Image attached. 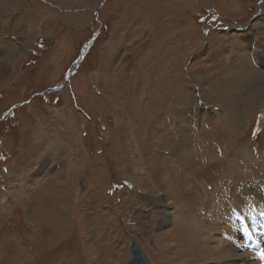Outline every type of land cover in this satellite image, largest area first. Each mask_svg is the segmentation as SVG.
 I'll use <instances>...</instances> for the list:
<instances>
[{
	"label": "rangeland",
	"instance_id": "obj_1",
	"mask_svg": "<svg viewBox=\"0 0 264 264\" xmlns=\"http://www.w3.org/2000/svg\"><path fill=\"white\" fill-rule=\"evenodd\" d=\"M0 15V264H127L131 244L197 264L217 215L233 242L210 243L258 264L227 214L264 184V0H0Z\"/></svg>",
	"mask_w": 264,
	"mask_h": 264
},
{
	"label": "bare ground",
	"instance_id": "obj_2",
	"mask_svg": "<svg viewBox=\"0 0 264 264\" xmlns=\"http://www.w3.org/2000/svg\"><path fill=\"white\" fill-rule=\"evenodd\" d=\"M0 16H2V15H0ZM96 37V35L94 34L91 38L94 40V38ZM92 40V41H93ZM88 41H90V43H89V46H90V44H91V40H88ZM87 41V42H88ZM86 43V42H85ZM89 46H88V48H89ZM82 51V50H81ZM88 51V50H87ZM81 53V52H80ZM4 62V61H3ZM2 62V63H3ZM1 63V64H2ZM257 63V62H256ZM1 67H2V65H0ZM1 70H2V68H1ZM219 88V87H218ZM176 93V92H175ZM247 117V116H246ZM168 118V117H167ZM171 120V119H170ZM233 123V122H232ZM212 125V124H211ZM216 125V124H215ZM127 140V139H126ZM196 149H198V148H196ZM214 156V155H213ZM215 157V156H214ZM211 158V157H210ZM209 157H208V159H210ZM204 159V158H203ZM222 159V158H221ZM171 160V159H170ZM210 161V160H209ZM208 161V162H209ZM218 161V160H217ZM222 161V160H221ZM171 162V161H170ZM219 162L220 161H218L217 163L219 164ZM223 164V163H222ZM179 165V164H178ZM184 165V164H183ZM185 166V165H184ZM180 167V169H183V166H179ZM220 167V166H219ZM187 168V167H186ZM174 177V176H173ZM258 181V180H257ZM256 181V182H257ZM259 182V181H258ZM251 187H253V186H251ZM254 190V191H253ZM154 195V194H153ZM156 195V194H155ZM221 195V194H220ZM244 195H246V196H244ZM240 196H243V197H241V198H243V199H240ZM221 197V196H220ZM156 198H158V199H160V200H162V197H158V196H156ZM247 198H252V199H250L251 201H253V208L254 209H257V210H259L260 212V214H262V215H260V217L261 218H264V200H263V198H262V194H261V192L259 191V190H255V189H252V192H249V191H246L244 194H240L239 195V198H234V200L235 201H232V202H235V204H236V206L235 207H240L239 206V204L241 203V201H245V199H247ZM220 200V199H219ZM163 205H165V203L163 202ZM232 206V205H231ZM234 207V209H237V208H235ZM202 211V210H201ZM168 213H169V210H168V207L166 206L164 209H163V211H162V218H163V221H165L166 222V217L168 216ZM231 212H228V214L227 215H229ZM226 215V216H227ZM203 216V215H202ZM225 216V217H226ZM204 217V216H203ZM224 217V218H225ZM216 217H213V219H215ZM217 218L219 219L218 221H214V223H213V227L210 229V233H208L207 234V236L208 237H205L203 240H204V242H201V244H198V246H196V253H198V256H197V260L198 261H196L197 262V264H214V263H218V264H228V260H225V258H230V255H229V253L228 252H226V251H224L223 249H221L220 247H214L210 242L214 239V236H215V234H217V232H219V230L220 231H222V235L223 234H226L227 235V228H225V229H223L222 227H220L219 226V224L221 223V220H220V216H218L217 215ZM170 219V218H169ZM201 219V218H200ZM203 219V218H202ZM212 219V220H213ZM257 219H255L254 221H256ZM187 221V220H186ZM248 223H249V221H247L246 222V225H248ZM199 224V222H194V223H192V225H193V227H194V225H198ZM242 224L243 223H240L238 226H239V232L240 231H244V232H246L247 230H249L251 227H249V225H248V227H245V226H242ZM238 226H236V229L238 230ZM178 227V226H177ZM182 227H184L185 229H184V231H182V233L184 234L185 233V231L188 229V227H185V226H182ZM196 227V226H195ZM199 227V226H198ZM200 228V227H199ZM199 228H197L196 227V229H199ZM229 228V230L231 231V232H234V230H233V227H232V229H231V227H228ZM225 231V232H224ZM250 231H251V229H250ZM190 232V231H189ZM193 232H194V230H193ZM216 232V233H215ZM224 232V233H223ZM253 232L254 233H256V229L255 230H253ZM220 233V232H219ZM252 233V232H251ZM260 233V232H259ZM253 234V233H252ZM240 235H241V232H240ZM155 236V235H154ZM228 239L230 240V238L228 237ZM255 239L257 240V237H255ZM216 240V239H215ZM219 241V240H218ZM231 242H233L232 240H230ZM241 243V242H240ZM242 244H244L243 243V241H242ZM219 245V244H218ZM252 245V244H251ZM181 246V245H180ZM179 246V247H180ZM222 246V245H221ZM130 247V246H129ZM234 247L236 248L237 247V244H235L234 245ZM255 248V247H254ZM191 249V248H190ZM246 249V251H250V250H248L247 248H245ZM188 251V250H187ZM192 251V250H191ZM252 257V259H254V257H253V255H252V253H251V256L250 257H248V259L249 258H251ZM241 259V258H240ZM240 259H238V261H240ZM242 259H244V261H245V259H247V258H245L244 256H242ZM236 260V259H235ZM249 260H251V259H249ZM255 260H257V259H255ZM257 262H258V264H259V261L257 260Z\"/></svg>",
	"mask_w": 264,
	"mask_h": 264
},
{
	"label": "water",
	"instance_id": "obj_3",
	"mask_svg": "<svg viewBox=\"0 0 264 264\" xmlns=\"http://www.w3.org/2000/svg\"><path fill=\"white\" fill-rule=\"evenodd\" d=\"M258 17V13H255L252 17H251V21L249 22L248 25H251L252 21ZM248 26L246 27H243L244 29H246ZM91 40V39H90ZM89 43L90 41L86 42L84 44V46L82 47V51L79 55V57L77 58V60L72 64V68L71 70L75 69L80 63L81 61L83 60L87 50H88V46H89ZM68 73H70L68 71ZM68 73L66 75V78H68ZM129 250H130V254H131V258L127 261V264H148V262L146 261L145 259V256H144V253H143V250L141 247L137 246L136 244H131L130 247H129Z\"/></svg>",
	"mask_w": 264,
	"mask_h": 264
},
{
	"label": "snow or ice",
	"instance_id": "obj_4",
	"mask_svg": "<svg viewBox=\"0 0 264 264\" xmlns=\"http://www.w3.org/2000/svg\"><path fill=\"white\" fill-rule=\"evenodd\" d=\"M262 260H264V252L261 253V257Z\"/></svg>",
	"mask_w": 264,
	"mask_h": 264
}]
</instances>
